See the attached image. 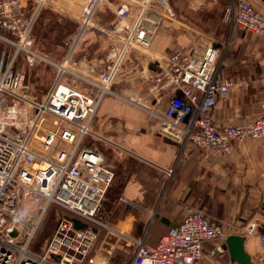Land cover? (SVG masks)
<instances>
[{"label":"built area","instance_id":"obj_1","mask_svg":"<svg viewBox=\"0 0 264 264\" xmlns=\"http://www.w3.org/2000/svg\"><path fill=\"white\" fill-rule=\"evenodd\" d=\"M132 1V2H130ZM113 8L115 24L104 31L111 38L109 63L94 75L69 66L85 31L101 5L112 0H85L78 30L65 44L61 64L48 62L34 49L33 29L43 0H0V264H94L93 247L101 226L97 214L114 178V166L92 133L93 118L105 98L120 96L113 84L131 50H148L164 18L173 19L168 0H130ZM132 4L137 13L132 16ZM223 21L259 37L264 43V13L248 0L227 8ZM221 48L200 36L188 50L157 60L148 84L151 104L139 98L126 102L152 114L157 133L183 148L191 144L227 157L235 145L264 138V99L247 125H216L210 113L219 100L247 84L220 74ZM48 62L52 81L41 97L30 94L25 76L14 66ZM165 94L168 99L164 101ZM165 102L164 107L162 104ZM159 109V111L157 110ZM172 168L165 170L169 177ZM58 214L49 239L37 249L34 238L44 217ZM73 220L84 227L77 228ZM15 233V235H12ZM223 235L221 224L202 211L189 209L174 231L155 246L133 241L130 264H206L202 244ZM260 241L264 242V235Z\"/></svg>","mask_w":264,"mask_h":264},{"label":"crops","instance_id":"obj_2","mask_svg":"<svg viewBox=\"0 0 264 264\" xmlns=\"http://www.w3.org/2000/svg\"><path fill=\"white\" fill-rule=\"evenodd\" d=\"M84 1L43 0L33 43L48 62H63L65 44L78 30ZM124 1L112 0V4L98 8L93 27L85 31L69 62L80 74L94 75L109 63L112 40L104 31L113 27L115 16L110 19L102 11L111 14L116 4ZM182 1L184 6L203 9L211 0ZM236 1L232 0L233 5ZM248 2L256 12L264 13V0ZM168 4L175 17L162 20L148 50L129 52L113 84L121 99L105 98L91 124L100 141L105 136L110 143L103 141L111 147L114 159L99 148L106 160L112 161L116 170L128 168L120 190L99 210L101 226L97 230L98 246L95 248V242L92 252L94 264H130L134 240L155 246L163 235L177 229L189 209L202 211L209 222L221 224L223 230L220 238L203 242L204 263L238 264L226 240L240 236L250 263L264 264V242L259 238L264 235V138L235 145L227 157L191 144L181 148L157 133L154 115L124 100L139 98L151 104L147 87L157 70V60L191 48L192 31L201 30L177 17L169 0ZM132 8L134 17L137 5L132 4ZM204 29L220 47L224 37L227 41L220 58L221 76L247 84L219 100L210 119L216 125H247L264 99V43L255 35L230 30L223 18ZM48 62L37 66H52ZM167 99L165 94L163 100ZM169 168L172 173L167 177L165 170Z\"/></svg>","mask_w":264,"mask_h":264},{"label":"rangeland","instance_id":"obj_3","mask_svg":"<svg viewBox=\"0 0 264 264\" xmlns=\"http://www.w3.org/2000/svg\"><path fill=\"white\" fill-rule=\"evenodd\" d=\"M169 2L173 10L175 11L177 17H182L189 24L191 23L193 27H197V28L199 27V29H201L197 31L196 30L192 31L193 43L198 39V37L206 36V37H209L211 40H213V42L217 46H219L218 43L216 42L217 40L215 41V37L209 33L210 32L209 30H205L204 28L213 26V24H215V21L221 20L223 18L226 9L233 5L232 0H211L210 3L204 5L205 7L203 9L192 7L190 5L184 6L185 2L182 0H169ZM102 12L106 16L110 17V19H114V15L112 14L113 13L112 11H111L112 15L110 14L109 11L104 10ZM36 24H37V19H36V23L33 29L32 36H34L36 32ZM222 40L224 41L222 42L223 44L220 47L221 52L223 51V48H222L223 45L225 47L226 46L225 42H227L225 40V37ZM3 50H4V46L0 42V59L2 57ZM14 67L25 76V84L29 87L30 94L37 96V97H41L42 95H44V93L47 91L52 81V78H53V74H54L53 67L51 66L28 67L25 65L22 59L18 61V66H14ZM91 130H92V125H91ZM92 133H93V130H92ZM100 138H101V141L99 138L97 141H94L87 137L83 140V142L87 144H95V145L97 144L99 148H103L105 156L107 155V157L109 156L108 158L114 159L113 155H111V152H112L111 147L108 144L104 143V142H107L105 140L106 137L101 136ZM109 163H111L113 166L115 165L112 161ZM127 169L128 168H126V170H124L123 168H118L117 170L116 168L114 169L113 181L110 187L108 188L107 192L105 193L104 198L101 201L99 210L101 206L104 205V203L108 199L111 198L113 193L120 190V187L123 184V180H124L123 174L124 172L128 171ZM99 210H98V214H99ZM57 219H58V214L56 210L52 208L50 211H48V213L44 217V220L42 221L41 226L38 232L36 233V236L34 238V243H33L34 249H37L40 245H42L44 242H46L49 239L55 227ZM97 243L98 242H96L95 244V248L96 246H98Z\"/></svg>","mask_w":264,"mask_h":264},{"label":"water","instance_id":"obj_4","mask_svg":"<svg viewBox=\"0 0 264 264\" xmlns=\"http://www.w3.org/2000/svg\"><path fill=\"white\" fill-rule=\"evenodd\" d=\"M73 223L77 228L84 227V225L81 226L76 220H73ZM12 235H15V233H12ZM226 244L230 250L232 258L236 260L238 264H251L248 255L244 253L242 237L229 236L226 240Z\"/></svg>","mask_w":264,"mask_h":264}]
</instances>
